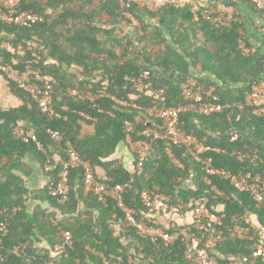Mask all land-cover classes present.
Returning <instances> with one entry per match:
<instances>
[{"label": "trees", "instance_id": "1", "mask_svg": "<svg viewBox=\"0 0 264 264\" xmlns=\"http://www.w3.org/2000/svg\"><path fill=\"white\" fill-rule=\"evenodd\" d=\"M19 10L42 16L44 23L31 28L0 23V62L18 71L29 64L51 77L55 82L52 108L58 116L43 112L26 92L7 82L10 94L21 105L0 106V210L9 230L3 242L8 260L0 264H103V259L109 264H190L182 231L186 228L191 233V225L162 229L173 239L170 244L141 237L127 226L115 201L108 199L103 204L85 191L81 169L67 172L65 182L70 191L67 201L59 204L52 191L62 179L63 162L68 160L71 147L91 163L100 182L132 185L124 202L139 212V220L147 213L139 199L142 191L171 197L175 211L168 213L191 221L196 201L207 198L210 211L222 217L216 228L225 239L211 253L218 264L242 259H247V264H264L260 258H253L255 249L264 246V209L228 181L214 177L207 185L202 165L185 148L171 147L174 158L183 166L178 168L168 154L169 142L151 138L152 149L140 175L132 172L138 155L132 154L131 168L113 158L126 146L128 134L132 142H137L144 139L141 134L147 129L164 133L161 121L147 113L153 99L136 88L143 73L151 71L153 90L166 89L167 108L189 105L182 96V87L190 78L206 90H214L213 98L224 107L223 111L211 116L188 111L181 115L179 125L185 134L221 150L213 155L215 168L234 175L264 173V162L241 160L257 150L264 157V117L247 106V95L260 78L264 62L240 49L239 25L217 26L194 6L175 8L166 4L151 11L137 4L127 9L119 0H21ZM128 15L139 26L124 35L122 27L132 28ZM228 83L242 87L232 89ZM98 90L107 96L95 103L85 99L88 91ZM70 91L79 95L73 96ZM112 97L129 106L116 104ZM126 123L132 125L133 132H128ZM17 126L33 131L44 150L17 140ZM233 129L237 133L231 134ZM48 130L59 132L62 140L51 138ZM27 160L43 169L48 183L41 190L31 187L33 171ZM98 170L104 172V178L99 177ZM33 200L48 203L50 210L41 206L30 209ZM180 204L186 210H178ZM252 215L256 217L254 226L247 222ZM152 220L149 225H154ZM236 225L249 228L248 238L232 236ZM64 232L72 234V247L62 256H53L54 248L63 242ZM17 247L19 253L13 254Z\"/></svg>", "mask_w": 264, "mask_h": 264}, {"label": "built area", "instance_id": "2", "mask_svg": "<svg viewBox=\"0 0 264 264\" xmlns=\"http://www.w3.org/2000/svg\"><path fill=\"white\" fill-rule=\"evenodd\" d=\"M122 7L130 8L132 4H137L140 7H146L149 10L154 9L152 0H119ZM254 4L256 10L264 18V0H250ZM21 0H0V23L19 28H31L32 26L44 23V18L35 13H28L19 10ZM166 4L175 8H183L186 6H194V0H166ZM132 27H138L139 22L131 15H128ZM204 18L215 25L226 26L223 19L220 18L217 12L208 10L204 12ZM22 50V47H18ZM1 60V58H0ZM0 73L7 80L6 82L15 83L18 88L26 92L33 102L43 111L50 115H56L52 108L53 103V84L54 80L46 75H43L40 70L33 69L29 64H25L23 71H18L12 66L2 64L0 62ZM263 79L261 82H256L252 86L250 93L247 95V106L253 109V113L259 117H264V67L262 72ZM136 88L141 92H148L153 99V106L147 110V113L161 121L163 134L155 129H147L142 134L143 140L132 142L131 136L128 134L126 143L132 153L138 155L139 161L136 167V174L140 175L144 160L151 152V138L165 139L169 142L168 154L174 158L171 152L172 146L183 147L188 151L193 160L202 165V170L205 172L204 182L211 185V178H219L228 181L231 186L241 193H248L258 208L264 209V173H253L251 171L241 172L234 175L228 171L217 169L214 167L213 155L220 154L221 150L212 146L206 145L204 142L197 139L195 136L185 134L180 128V117L183 113L191 111L195 114L203 116H211L219 114L224 107L216 103L213 98V89L206 90L204 86L198 83L195 78H190L182 87V96L189 103L186 107L167 108V92L165 88L153 90L152 72L145 71L141 78L136 82ZM73 96H78L79 92L70 91ZM107 94L103 90L97 92L88 91L85 94V99L95 103L98 98L106 97ZM213 98V101L210 99ZM112 100L123 107L129 106L126 101H120L114 97ZM138 109L135 104L131 105ZM58 116V115H56ZM89 119V118H87ZM128 132H133V127L130 123H126ZM51 138L56 141L62 140V135L57 131L48 130ZM14 136L17 140L24 143H34L38 150L43 151L44 148L38 139V136L31 130L17 126L14 128ZM241 160H248L252 163L262 161L255 154L252 158L248 155H243ZM174 164L178 168H183L182 164L174 158ZM71 169L82 170V180L84 189L87 193H93L99 202L105 204L108 199L116 202L118 208L124 214V220L128 227L134 228L137 233L149 239L153 243L159 240L165 244L173 242L171 236L164 232L161 228L154 225H149L152 213L156 210H163L168 214L175 209L171 208V197L157 195L148 191H142L139 194L141 205L147 210L146 215L143 214L141 220L138 219L139 212L127 206L124 202V195L132 190V185H116L110 186L100 182L96 177V172L89 161H84L74 148L68 150V160L63 162V170L60 173L61 181L53 189L52 194L58 198L59 204H64L67 201L70 188L65 182L67 172ZM49 168L46 167V171ZM217 195L222 193L213 188ZM192 210V232L183 230L185 235V257L190 264H218L216 259L211 255L216 244L224 241V236L221 231H218L216 226L222 223V217L210 211L208 208L209 200L202 198L195 203ZM186 208V207H185ZM184 205H178V210L183 211ZM186 210V209H185ZM8 222L4 213L0 210V263L8 260V256L4 252V238L8 235ZM250 230L236 225L232 231V236L240 239H246L249 236ZM72 247V234L70 232L63 233V242L57 245L53 250V256H62L64 252ZM20 247L15 248L12 253L18 254ZM253 258H260L264 263V246H258ZM247 259L233 260L230 264H247ZM51 264V263H46ZM103 264H109L103 259Z\"/></svg>", "mask_w": 264, "mask_h": 264}, {"label": "crops", "instance_id": "3", "mask_svg": "<svg viewBox=\"0 0 264 264\" xmlns=\"http://www.w3.org/2000/svg\"><path fill=\"white\" fill-rule=\"evenodd\" d=\"M154 3V9L152 11H156L166 5V0H152ZM194 7L199 10L203 15L204 12L208 10H212L217 12L218 16L223 19V22L226 23V26L231 27L232 25H239V32L241 35L240 39V49L245 54H252L257 55L262 58L264 62V18L260 15V13L256 10L254 4L251 3L250 0H194ZM222 26V25H221ZM132 27V26H131ZM136 27L132 28H124L122 30L125 33L129 31H135ZM7 49L10 47L8 45H4ZM193 74L196 76L200 75L196 70H192ZM211 80L215 81L219 86H224L223 83L218 81L214 76L206 74ZM263 79L262 74L260 78L256 80V82H261ZM254 82V83H256ZM235 89L241 88L242 85L238 87L235 85H230L228 83V87ZM227 89L226 86H224ZM21 102L14 98L9 90L8 85L5 79L0 75V106L2 108L8 107H19ZM90 130V129H87ZM91 132V131H90ZM234 132L237 133L236 129H233L231 134ZM129 146L121 147L117 152H115L113 158L118 160L120 164L127 166L128 168L134 167L133 163V156ZM259 156L258 150L256 153ZM253 154L250 156L251 158L255 155ZM264 156V153H263ZM262 163L264 162V157H260ZM31 170L33 171L32 177L30 178L31 187L33 190H41L42 188L47 185L48 180L44 177L43 169L40 165L36 163H31L27 160ZM133 169V168H132ZM99 173L100 178H104V172L102 170L97 171ZM133 174H136V168L132 170ZM138 175V174H137ZM30 209L36 208L37 206H41L45 210H50L48 203H41V201L33 200L30 202ZM221 210V209H220ZM151 219L154 223V226L160 225L161 229L167 228L169 225H176V226H185L186 224L191 223V219L184 216H178L176 214L165 213L163 210H156L152 213ZM60 219V218H59ZM256 217L254 215L247 217V222L252 224L253 222L256 223ZM159 226V227H160ZM119 227V226H118ZM118 227L115 229L117 230ZM244 227V226H242ZM120 228V227H119ZM158 228V227H157ZM247 228V227H245ZM249 229V228H247ZM261 232L264 236V229H261Z\"/></svg>", "mask_w": 264, "mask_h": 264}, {"label": "clouds", "instance_id": "4", "mask_svg": "<svg viewBox=\"0 0 264 264\" xmlns=\"http://www.w3.org/2000/svg\"><path fill=\"white\" fill-rule=\"evenodd\" d=\"M2 76V75H1ZM3 77V76H2ZM5 79V78H4ZM6 81V80H5ZM188 225H190V224H186L185 226H183V227H187ZM184 230H186V228L184 229Z\"/></svg>", "mask_w": 264, "mask_h": 264}]
</instances>
